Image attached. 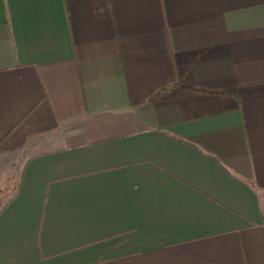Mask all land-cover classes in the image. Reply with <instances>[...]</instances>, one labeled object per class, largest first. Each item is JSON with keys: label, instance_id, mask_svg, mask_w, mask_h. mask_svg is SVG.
Returning <instances> with one entry per match:
<instances>
[{"label": "crops", "instance_id": "crops-1", "mask_svg": "<svg viewBox=\"0 0 264 264\" xmlns=\"http://www.w3.org/2000/svg\"><path fill=\"white\" fill-rule=\"evenodd\" d=\"M0 264H264V0H0Z\"/></svg>", "mask_w": 264, "mask_h": 264}, {"label": "rangeland", "instance_id": "rangeland-1", "mask_svg": "<svg viewBox=\"0 0 264 264\" xmlns=\"http://www.w3.org/2000/svg\"><path fill=\"white\" fill-rule=\"evenodd\" d=\"M19 165H20V163H19ZM19 165L14 167V172H11L10 182L8 184V188L6 189V194H5L6 196L5 197H8L9 195H11L16 189L17 180H18V176H19V169H20Z\"/></svg>", "mask_w": 264, "mask_h": 264}]
</instances>
